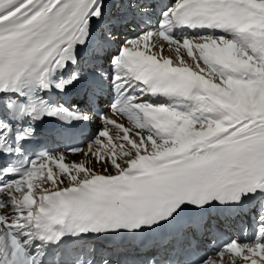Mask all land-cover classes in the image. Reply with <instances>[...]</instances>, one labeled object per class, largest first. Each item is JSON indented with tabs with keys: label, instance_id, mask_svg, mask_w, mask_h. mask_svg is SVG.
Masks as SVG:
<instances>
[{
	"label": "snow or ice",
	"instance_id": "snow-or-ice-1",
	"mask_svg": "<svg viewBox=\"0 0 264 264\" xmlns=\"http://www.w3.org/2000/svg\"><path fill=\"white\" fill-rule=\"evenodd\" d=\"M148 5L158 23L122 37L152 25L145 0H0V93L18 106L14 125L0 119V264H264V0ZM77 45H90L82 66ZM25 77L39 92L19 88ZM105 82L114 101L101 111ZM69 87L71 107L40 95ZM45 117L99 119L86 150H66L83 160L20 159L26 141L72 135L38 129ZM216 206L244 220L219 245L204 239Z\"/></svg>",
	"mask_w": 264,
	"mask_h": 264
},
{
	"label": "bare ground",
	"instance_id": "bare-ground-1",
	"mask_svg": "<svg viewBox=\"0 0 264 264\" xmlns=\"http://www.w3.org/2000/svg\"><path fill=\"white\" fill-rule=\"evenodd\" d=\"M172 1H173V0H172ZM147 14H148V13H147ZM138 22H139V21H138ZM101 23H102V22H100V21H97V22H96L95 29H96L97 32H99V30H100ZM156 23H158V21H152V25H151V26L155 25ZM151 26H150V27H151ZM148 28H149V27H145V26H143V25L139 22L138 30H137L136 32L133 31V30H132L131 32L121 30L122 37H123V36H127V35H131V34H139V33L143 32V31H146ZM164 48H165V50H164L163 53H162L163 56L168 57V56H171V55H173V56L176 55V53L173 52V50H172L171 48H169V47L167 46L166 43H165V45H164ZM115 52H116V46H113L112 52H111L110 54H115ZM147 100H148V99H147ZM153 103H157V102H153ZM165 104H168V103H165ZM190 104H191V102H186L185 106H189ZM92 123L94 124L95 130L91 133V135L95 137L96 133L100 130L101 124H100V121H99V120H96V119H94V120L92 121ZM92 139H93V138H92ZM92 139H91V140H92ZM189 142H191V137L189 138ZM87 144H88V143H87ZM87 144H86V146H85V148H84L85 150H86V148H87ZM59 153H63V152H58L57 154H59ZM64 154H65V156H66L65 163H71L73 160H76V161H81V160H83V157L80 156V155L73 156V155L66 154V153H64ZM124 159H125L124 157H121V160H122V161H123ZM141 163H142V161H141ZM89 167H94V170H96L97 172H101V174H104V173H103V170L101 169V165H100L99 163H96L95 165H91V164H90ZM54 169H55V168H54Z\"/></svg>",
	"mask_w": 264,
	"mask_h": 264
}]
</instances>
